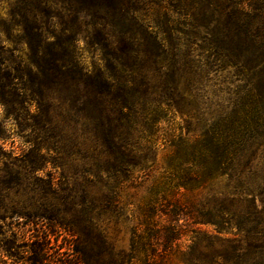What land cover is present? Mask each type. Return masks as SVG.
I'll return each mask as SVG.
<instances>
[{
    "label": "trees",
    "instance_id": "trees-1",
    "mask_svg": "<svg viewBox=\"0 0 264 264\" xmlns=\"http://www.w3.org/2000/svg\"><path fill=\"white\" fill-rule=\"evenodd\" d=\"M3 1L0 103H34L23 131L56 126L58 114L95 145L100 196L80 210L81 234L58 222L69 240L57 264H213L197 224L244 238L223 264H264V0ZM225 66L244 82L234 97L213 89ZM25 142L48 148L37 135ZM158 151L160 173L119 245L98 221L118 223L121 193L148 184ZM44 248L33 239L21 258L46 264Z\"/></svg>",
    "mask_w": 264,
    "mask_h": 264
},
{
    "label": "rangeland",
    "instance_id": "rangeland-1",
    "mask_svg": "<svg viewBox=\"0 0 264 264\" xmlns=\"http://www.w3.org/2000/svg\"><path fill=\"white\" fill-rule=\"evenodd\" d=\"M9 7L10 1L1 3V17H7ZM3 38L0 36V40ZM84 56L86 65L90 66V50L84 52ZM240 79L234 67L225 66L215 73L213 89H220L217 94L221 97H234L241 93L238 89L244 82ZM14 107L17 115L10 117L8 112ZM35 110L36 106L30 101L19 106L0 103V264H29L21 257L25 258V250L33 239L43 241L46 264H57L58 259L66 256L69 240L65 228L58 222L73 225L76 227L74 231L81 234L84 224L80 210L85 205L94 207V200L100 196L91 134L80 122L58 114L53 115L58 120L56 126H46L42 131L30 128L23 131L20 124H29L30 114ZM28 134L31 137L37 135V141H45L48 148L31 153L28 142H25ZM163 154V151H158L159 165L147 185L130 187L121 193L123 215L118 223L114 224L106 216L98 221L102 228L107 229L109 236L116 237L119 245H128L130 223L127 219L132 210L137 214V206L146 194L147 186L160 173ZM201 195L195 194L194 198L200 199ZM255 197V205L261 208V197ZM238 206L251 207V204L247 199L240 201ZM197 226V249L213 255V264H223L232 247L244 241L235 227L222 231L216 238L213 237L216 234L213 226ZM192 234L190 232L189 236ZM189 236L181 240L183 245L190 243Z\"/></svg>",
    "mask_w": 264,
    "mask_h": 264
}]
</instances>
